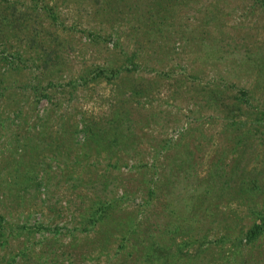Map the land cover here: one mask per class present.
Here are the masks:
<instances>
[{
  "label": "rangeland",
  "instance_id": "1",
  "mask_svg": "<svg viewBox=\"0 0 264 264\" xmlns=\"http://www.w3.org/2000/svg\"><path fill=\"white\" fill-rule=\"evenodd\" d=\"M42 1L52 5V12L50 10L46 12L42 7L34 4H42ZM147 1L120 0L118 3L112 1L104 3L101 0H16L18 11H13L16 26L11 28L13 24H6L0 30V71H4L0 83V118L3 119L0 125V145L10 141L7 136L19 119L24 120L25 123L37 121L34 130L53 128V122L58 116L77 121L81 114L84 116L90 114L98 120L107 119L108 103L112 99L116 100L115 96L120 99L113 90L116 83L114 81L117 80L98 77L85 84L72 82L66 84L67 81L80 82L78 79L80 75L95 66L122 67L128 64L134 67L132 70L134 75L145 78L153 74L149 67H154L170 73L171 76L161 81L160 90L154 94L151 102H145L143 97L140 99L144 102V107H153L158 114L157 123L151 124L153 134H156L157 138L151 139L145 136L135 151L130 150L126 156L118 153L120 161L126 160V165L120 164L118 170L109 167L104 171V163L108 158L104 152H100L99 155H89L86 159L82 157L81 163L86 161L90 163L91 173L77 165L70 171H67L69 169L64 171L61 176L64 178L69 174L78 178L89 177L88 181H83L82 186H77L74 190L70 188V180L73 178L70 180L59 178V182L55 184V179L59 177L61 170L57 169L56 176L48 188L42 189L39 186L38 191L33 188L27 189L21 206L15 208L7 206V209L0 206L4 220L9 223L25 221L32 224L37 220L41 225L50 227L57 224L60 229L56 235H52L49 230L43 228L31 232L14 228L6 236L7 241L4 246H0V254L5 256V261L7 253L13 252L14 258L18 259L17 264H33L32 260L38 255L44 256L54 251L56 258L62 260L61 264L67 262L70 264L69 260L65 259L66 254L61 255L60 250H64L63 246H66L67 241L70 240V235L64 231L75 224L71 220V215L78 217L71 204V201L77 202V197L72 196L73 193L80 190L88 195L99 194L104 197L120 193L122 187L118 186V177H114L118 173L126 175L132 172L135 183H139L140 176L137 172L140 169L136 164L145 159L149 162V154L152 153L149 147L155 140L160 141L163 138L175 140L187 127L192 128L202 120H206L210 126L208 129L210 140L207 141L208 136L202 138L201 154L207 155L204 154L207 149L209 151L216 146L217 157L220 155L221 159H226L232 164L236 160L240 170L244 174L249 172L256 175L257 183L259 182L260 185L251 190L253 200L248 203L246 201L240 203L236 198L228 202L225 197L216 201L218 210L224 211L225 214L229 213L232 223H239L235 229H228L231 233L228 240H224L222 244L214 242L212 238L222 232L220 228L214 227L208 231L206 238L209 239V242H205L209 247L203 250L197 248L196 241L180 243L188 241V238H184L177 230L174 232V238H169L167 235L159 237L162 239L158 240L159 243H169L171 248L164 251V254H158L153 263L160 264L166 256L169 258L179 256L176 259H179L178 261L182 259L185 263L194 258L196 264H238L239 262L264 264V229L253 241L250 249L249 245L246 246V241L241 240L234 249L235 256L228 250L219 252L221 248H218L220 245L228 248L232 237L239 233L238 228L240 226L246 228L250 224L254 214H251L249 209H253L256 213L258 209L264 208V138L258 139L256 137L258 131L254 130L249 142L244 141L245 144L235 145V152L229 150L228 143L224 139L225 132L220 131L221 115L214 110L217 107L199 105L198 102L200 98L198 95L203 93V87L212 88L224 84L229 89V95L240 88L249 92L248 109L264 110V8L256 3L254 5V0H185L182 4L170 0L168 8L171 13L167 22L159 24L158 29H150L146 22H141L146 19ZM213 1L218 7L217 11L211 12L212 16L209 18L207 12ZM159 3L161 0H158ZM32 31L40 33L42 44L36 40H29ZM43 43L54 44L56 48V51L50 52L49 58H44L46 52L41 48ZM131 52L135 53L134 56L130 55ZM4 55L8 56L7 60L1 58ZM43 59L47 64L46 67L42 65ZM29 83H36L37 87L47 86L45 91L49 98L34 95L28 86ZM121 84L123 82H120ZM16 102L21 104V113L18 118L11 121V107L13 104L15 107ZM130 102L132 101L127 100L124 104L129 106ZM165 110H169L170 113L165 115ZM223 111H226V108ZM257 116L264 121V115ZM131 117L135 119L134 110ZM43 120L45 123L40 126ZM136 121L138 122V118ZM124 123L127 124L125 120ZM129 124L133 129V121ZM143 125L135 124L136 131L143 132L145 129L149 132L150 130ZM229 131L226 132L231 136L233 131ZM147 132L142 134L146 135ZM81 139L82 133L79 132L71 144L73 148L70 154L59 155L61 161H66L70 165L73 152L77 150L75 147ZM147 142L151 144L147 145ZM218 148L222 149L220 154ZM42 157V160L46 161L50 159L51 154L45 149ZM50 164L54 167L53 161H50ZM133 164L136 165V169ZM206 164L207 161L199 164L196 171L202 174ZM61 166L64 167L63 164ZM144 178H147L146 174ZM175 180L174 190L177 194L190 192V180L180 178ZM140 184L141 182L139 186ZM48 194L51 196L50 202L42 199L48 198ZM133 195V198L130 197L122 202L126 210L132 213L136 207L144 208L139 203L141 197L139 190ZM66 198H70L71 201L66 202ZM0 199L2 203L0 205H5L6 200L3 197ZM53 201L56 204L49 207L48 204ZM172 203L177 206L175 199ZM177 209L180 208L177 206ZM140 214L143 215V212ZM216 219L217 217L214 218ZM211 225L215 224L212 222ZM74 232L76 234L71 235L73 237L82 234L78 231ZM88 234L90 235L91 232ZM116 236L118 237L119 234L116 233ZM139 237L142 235L140 234ZM38 238L42 239L41 243L35 242ZM117 242L113 237L108 242H103L109 252L108 255L103 252L96 255L95 250L80 255L76 252L74 264H104L106 255H110ZM129 242L126 240V249L129 248ZM42 251L47 254H40ZM129 259L134 260L133 253Z\"/></svg>",
  "mask_w": 264,
  "mask_h": 264
},
{
  "label": "trees",
  "instance_id": "2",
  "mask_svg": "<svg viewBox=\"0 0 264 264\" xmlns=\"http://www.w3.org/2000/svg\"><path fill=\"white\" fill-rule=\"evenodd\" d=\"M101 1H104V3L111 1L118 3L120 0ZM175 1L177 4H182L185 0ZM169 2L170 0H161V3L158 4V0H148L147 7H145L146 19L141 22H146L150 29H158L159 24L167 22L171 13L170 8H168ZM255 3L259 7L264 8V0H254V5H256ZM34 4L42 7L46 12L52 10V5H47L44 1H42V4ZM217 5L213 1V5L208 8L209 18L212 16L211 12L217 11ZM101 8H104V6H101ZM17 9L16 0H0V30L6 24H13L11 28L16 26L14 21L15 12L13 11H18ZM30 34L32 35L28 37L29 40H36L42 44V37L39 32L32 31ZM46 45L43 43L41 48L46 52V57L44 56V58H49L50 52L56 51V48L54 44L49 45L47 43ZM134 54V52L130 53L131 56H134ZM3 57L6 60L8 59L7 55L1 56L2 59ZM42 65L43 67L47 66L44 59L42 60ZM149 69H151L150 71L153 74L145 78L134 75L132 72L134 67L128 64L122 67L95 66L80 75L78 78L80 82L67 81L66 84H71V82L73 84H85L98 77H104L107 80L112 78L117 80L114 81L116 83L113 90L116 95L120 96V99L115 96L116 100L113 101L112 99L108 103V118L104 121L98 120L90 114L89 116L81 114L77 121L58 116L53 122V128H38L34 130L33 127L37 124V121L25 123L24 120H17V123H14L12 130L7 136L10 141L0 145V197L6 200L5 205L0 206L5 209H7V206L14 208L21 206L23 200H25L23 196L27 189L33 188L38 191L39 186L42 189L48 188L56 176L57 169L61 170H59V177L55 179V184L59 182V178H63L61 176L64 171L67 169H69L67 171H70L77 165L82 170H88L91 173L92 171L89 170L90 163L87 161L81 163L82 157L86 159L89 155H99L100 152H104L108 157L104 163V171L109 167L118 170L120 164L126 165V160L120 161L118 153L126 156L130 150L135 151V148L141 144V140L145 136L156 139L157 135L153 134L152 126L157 123L158 114L153 107H144V102L140 101V99L143 97L145 102H151L154 94L160 90L161 81L164 78H169L171 74L154 67H149ZM3 74L4 71H0V83L4 76ZM120 82H123V84L120 85ZM28 86H30L34 95H39L46 99L49 98L47 91H45L47 86L37 87L36 83H29ZM203 88V93L198 95L200 97L198 99L199 105L217 107L214 110L221 115L220 131L225 132L224 139L228 143L227 148L229 150L235 152V145L245 144L246 141L249 142V139L253 137L251 134H253L254 130L258 131L256 136L258 139L264 138V125L262 126L264 121H261L257 116L264 115V110L253 111L248 109L250 106L248 103L250 95L247 90L240 88L229 95V89L224 84L212 88L208 86ZM127 100L133 103L130 102L129 106H126L124 103ZM224 108H226V111H223ZM133 110L135 111V119L131 117ZM11 112V121L19 117L21 113L20 102H16L15 107L14 104L12 105ZM169 113V110H165V115ZM137 118L138 122L136 121ZM124 120L127 122V127ZM132 121L133 129L129 124ZM2 122L3 119L0 118V125ZM43 123H45L44 120L39 125L43 126ZM135 124H144L150 131L147 132L143 129V132H138ZM77 125L79 126L77 127ZM209 127L208 122L202 120L192 128L187 127L175 140L168 138H163L160 141H158L159 139L155 140L154 144L149 147L152 150V153L149 154V162L145 159L136 164L137 168L140 169L137 172L140 176V180H138L139 183L141 182L140 186L139 183H135L134 173L131 172L126 175L118 173L114 177H118V186L121 185L122 187L120 193L104 197L99 194L88 195L77 190L72 195L77 197L76 203L72 202L70 198H66V202L71 201L73 210L78 217L71 215V220L75 224L64 231L70 235V240L67 241L66 246H63L65 249L60 250V254H66L65 259L69 260L70 264H74L76 252L80 255L95 250L96 255L100 252L108 255L109 252L103 242H108L113 237L118 242L110 252V255H106L104 264H154L153 260L158 254H164V251L171 248L169 243H159L158 240L161 239L159 237L167 235L169 238H174V232L177 230L181 232L184 238H188V241L180 243L189 241L193 243L196 241L198 243L197 248L203 250L209 247L205 242H209V239H206L208 231H211L214 227L222 230L215 238H212L214 242L222 244L224 240H228L231 237L228 229H235L239 223H232V217L229 216V213L225 214L224 211L218 210L216 201L221 199V197H225L228 202L236 198L240 203L243 201L248 203L253 200L251 190L255 187L258 188L260 184L259 182L257 183L256 175L249 172L244 174L237 166L236 160L232 164L226 159H221L220 155L217 157L216 146H213L209 151L207 149V152L204 153L207 155L201 154L203 149L201 140L209 135ZM229 130L233 131L231 136L226 132H230ZM79 132L82 133V139L81 142H78V146L75 147L77 150L73 152L72 161H70L69 165L66 161H61L60 159L62 158L59 155L66 153L68 156L70 154L73 148L71 144L75 141V136ZM145 132L147 134L143 135ZM215 133L218 132L215 131ZM259 133H261L260 136ZM209 140L210 137L208 136L207 141ZM149 144L151 143L147 142V145ZM45 149L51 154L50 159L46 161L42 160V152ZM218 150V154H220L222 149L218 148ZM50 161H53L54 167H52ZM205 161H207V164L203 168L202 174H200L196 171L197 167ZM92 164L94 166V163ZM136 165L133 164L135 169ZM145 174L147 178H144ZM102 175L105 178L104 173ZM70 178L73 179L70 180ZM88 178L72 177L67 174L63 179L70 180V188L74 190L77 186H82L83 181H88ZM178 178L186 181L190 180V192H178V194L175 192L174 183L175 179ZM102 185L104 188V180ZM136 190H139L141 194L139 203L145 209H138L135 206L136 208L132 213V211L126 210L125 204L122 202L130 197L133 198ZM48 195V198L44 197L42 199L49 201L51 196L50 194ZM173 199H175L180 209H177V206L172 203ZM56 202L53 201L48 206L53 207ZM0 204H2L1 199ZM249 211L254 214L250 224L246 228L240 226L238 228L239 233L232 237L229 247L225 248L220 245L218 247L221 248L219 252L228 250L235 256L236 252L234 249L241 240L246 241L245 244L246 246L249 245V249L253 245V241L264 229V208L258 209L256 213L253 209H249ZM140 212H143V215ZM216 217L217 219L214 220ZM185 220H188V222L184 223ZM200 220L205 222L201 223L199 222ZM175 221H179V223H175ZM212 222L215 225L212 226ZM180 223L183 224L180 225ZM14 228L17 230L26 229L28 232L43 228V230H49L52 235H56L59 232L58 230H60L57 224L50 227L41 225L37 220L32 224H28L25 221L9 223L4 220V215L0 212V246H4L7 241L6 236ZM142 229L143 231H141ZM74 231L82 234L78 237H73L71 235L76 234ZM115 231L119 234L118 237ZM88 232H91V234L89 235ZM140 234L142 237H139ZM42 238L44 237L42 236ZM41 240L38 238L35 242L41 243ZM126 240L130 241L127 249L125 248ZM66 248L68 249L66 250ZM178 250L183 253L179 247ZM54 253L53 251L47 254L42 251L40 254L47 255H38L32 260L33 264H61L62 260H58ZM132 253L134 254V260L130 261L129 257ZM14 256L13 252L7 253L5 261V256L1 253L0 264L1 262H3L2 264H17L18 259H15ZM112 257L114 259H111ZM177 257L169 258V256H166L160 264H196L194 258L185 263L182 259L178 261ZM235 260L237 259L235 258ZM238 264L241 263L239 262Z\"/></svg>",
  "mask_w": 264,
  "mask_h": 264
}]
</instances>
